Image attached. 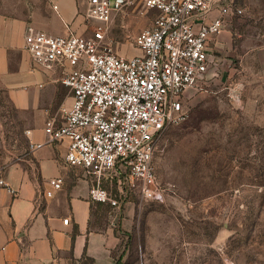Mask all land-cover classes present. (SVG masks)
Returning <instances> with one entry per match:
<instances>
[{
	"label": "rangeland",
	"instance_id": "1",
	"mask_svg": "<svg viewBox=\"0 0 264 264\" xmlns=\"http://www.w3.org/2000/svg\"><path fill=\"white\" fill-rule=\"evenodd\" d=\"M234 2L242 13L215 40L214 75L188 93V119L163 134L154 154L163 199L132 194L109 213L93 215L94 223L118 232L114 264H264V0ZM4 3L29 9L26 0ZM80 11L75 34L88 35L93 23L85 21L83 5ZM154 17L140 4L124 8L107 44L121 56L138 55L133 38ZM32 25L61 36L58 18ZM28 119L0 93V168L30 153L22 132ZM108 180L103 187L114 193Z\"/></svg>",
	"mask_w": 264,
	"mask_h": 264
},
{
	"label": "built area",
	"instance_id": "2",
	"mask_svg": "<svg viewBox=\"0 0 264 264\" xmlns=\"http://www.w3.org/2000/svg\"><path fill=\"white\" fill-rule=\"evenodd\" d=\"M88 35L50 36L28 28L23 49L32 65L59 75L71 103L44 123L45 140L29 152L65 145L63 162L91 180L89 200L112 208L126 193L161 201L164 189L153 167L163 134L188 119V93L202 90L214 72L211 55L218 35L242 10L234 0H79ZM155 13L149 28L133 38L138 55L111 50L108 33L126 7ZM57 9L55 5L52 6ZM109 178L112 193L103 187ZM51 191L62 179L48 181ZM68 219L62 221L67 224Z\"/></svg>",
	"mask_w": 264,
	"mask_h": 264
},
{
	"label": "crops",
	"instance_id": "3",
	"mask_svg": "<svg viewBox=\"0 0 264 264\" xmlns=\"http://www.w3.org/2000/svg\"><path fill=\"white\" fill-rule=\"evenodd\" d=\"M26 1L29 9L21 11L0 4V90L16 112L29 115L22 130L28 142L42 143L47 117L60 107L67 109L71 100L57 73L32 65L23 49L24 36L33 21L49 22L54 17L60 20L61 36L68 33L66 24L77 32L82 4L79 0ZM64 153L65 145H45L0 168V264L77 263L84 251L93 264H114L118 232L107 223L99 226L93 221L94 213L108 208L89 200L90 178L67 167ZM54 178L62 179L61 188L47 197L48 181Z\"/></svg>",
	"mask_w": 264,
	"mask_h": 264
},
{
	"label": "trees",
	"instance_id": "4",
	"mask_svg": "<svg viewBox=\"0 0 264 264\" xmlns=\"http://www.w3.org/2000/svg\"><path fill=\"white\" fill-rule=\"evenodd\" d=\"M0 93H3V91L0 90ZM14 110H15V109H14ZM114 193H117L116 189H115V192H114ZM131 195H132V194H130V193H126L125 197L121 200V203H122V202H126V201H128V200H129V196H131ZM106 207H108V209H107L108 212H109L110 209L112 208V207L109 206V205H106ZM93 263H94L93 259L90 258V257H87V256H86V253H85V251H84L81 260H79L77 263H76L75 261H72L70 264H93Z\"/></svg>",
	"mask_w": 264,
	"mask_h": 264
}]
</instances>
